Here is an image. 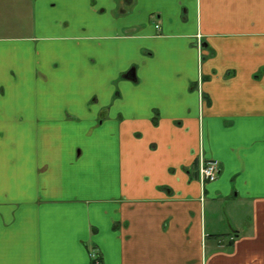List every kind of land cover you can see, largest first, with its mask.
Returning a JSON list of instances; mask_svg holds the SVG:
<instances>
[{
    "label": "crops",
    "instance_id": "crops-1",
    "mask_svg": "<svg viewBox=\"0 0 264 264\" xmlns=\"http://www.w3.org/2000/svg\"><path fill=\"white\" fill-rule=\"evenodd\" d=\"M12 10L0 264H264V0H0Z\"/></svg>",
    "mask_w": 264,
    "mask_h": 264
},
{
    "label": "built area",
    "instance_id": "built-area-1",
    "mask_svg": "<svg viewBox=\"0 0 264 264\" xmlns=\"http://www.w3.org/2000/svg\"><path fill=\"white\" fill-rule=\"evenodd\" d=\"M196 46L201 50L200 36H197ZM219 172L220 167L217 161L205 160L203 157L199 158L196 175L201 185L214 182L217 179ZM90 258L94 264H100L97 255L93 251L90 252Z\"/></svg>",
    "mask_w": 264,
    "mask_h": 264
},
{
    "label": "rangeland",
    "instance_id": "rangeland-1",
    "mask_svg": "<svg viewBox=\"0 0 264 264\" xmlns=\"http://www.w3.org/2000/svg\"><path fill=\"white\" fill-rule=\"evenodd\" d=\"M102 8H100L99 10H101ZM14 11V12H12ZM12 11H7L4 12V16L6 19L0 20V24L4 23L5 21H9L11 22V25H18L19 23H21L23 20L21 18H23V15H21L19 12L17 13V11L12 10ZM199 36V35H198ZM200 40H201V50L198 49V47L196 46L198 52L201 55V51H202V38L200 36Z\"/></svg>",
    "mask_w": 264,
    "mask_h": 264
},
{
    "label": "water",
    "instance_id": "water-1",
    "mask_svg": "<svg viewBox=\"0 0 264 264\" xmlns=\"http://www.w3.org/2000/svg\"><path fill=\"white\" fill-rule=\"evenodd\" d=\"M129 74L130 73H126V75H124V78L134 81L135 80L134 74L132 75V78H130L131 76L129 77Z\"/></svg>",
    "mask_w": 264,
    "mask_h": 264
},
{
    "label": "trees",
    "instance_id": "trees-1",
    "mask_svg": "<svg viewBox=\"0 0 264 264\" xmlns=\"http://www.w3.org/2000/svg\"><path fill=\"white\" fill-rule=\"evenodd\" d=\"M126 75V74H125ZM131 75L129 74V77H130ZM123 78H124V76H123Z\"/></svg>",
    "mask_w": 264,
    "mask_h": 264
}]
</instances>
